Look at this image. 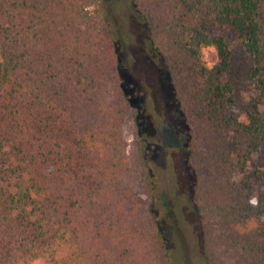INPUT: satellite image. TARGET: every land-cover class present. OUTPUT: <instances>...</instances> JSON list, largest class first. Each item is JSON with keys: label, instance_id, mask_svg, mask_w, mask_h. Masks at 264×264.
Masks as SVG:
<instances>
[{"label": "trees", "instance_id": "1", "mask_svg": "<svg viewBox=\"0 0 264 264\" xmlns=\"http://www.w3.org/2000/svg\"><path fill=\"white\" fill-rule=\"evenodd\" d=\"M129 2L191 124L204 263L264 264V0ZM118 53L100 0H0V264H174L147 143L123 134L141 93ZM240 148L259 163L234 182Z\"/></svg>", "mask_w": 264, "mask_h": 264}, {"label": "rangeland", "instance_id": "2", "mask_svg": "<svg viewBox=\"0 0 264 264\" xmlns=\"http://www.w3.org/2000/svg\"><path fill=\"white\" fill-rule=\"evenodd\" d=\"M100 3L119 42V66L141 93L138 121L129 116L124 123L123 134L130 142L138 130L147 143L158 193L153 203L157 205L173 262L205 264L201 230L192 199L193 174L186 160L185 147L191 124L178 109L164 64L146 51L145 27L129 0H100ZM208 35L212 40L222 41L227 50L238 46V36L233 31L214 27ZM207 60L216 65L220 57L216 53L209 54ZM219 77L223 81L227 78L224 74H219ZM229 113L240 116L239 105L232 104ZM234 160L236 167L231 176L234 182L252 174L259 163L244 148L238 150ZM251 181L256 188L254 198L264 197V176L253 177ZM258 219L264 226V212Z\"/></svg>", "mask_w": 264, "mask_h": 264}]
</instances>
